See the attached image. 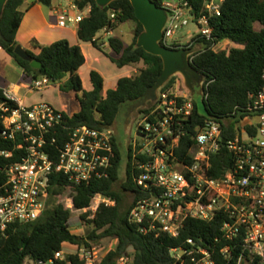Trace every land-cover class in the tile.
<instances>
[{
	"label": "built area",
	"instance_id": "built-area-1",
	"mask_svg": "<svg viewBox=\"0 0 264 264\" xmlns=\"http://www.w3.org/2000/svg\"><path fill=\"white\" fill-rule=\"evenodd\" d=\"M76 1L60 0L62 4L56 8L60 28L79 24L90 14V9L81 10ZM224 2L208 0L204 13L197 17L179 0L167 1L161 7L168 13L162 45L189 52L192 63L205 49L198 40L214 41L211 20L220 16ZM111 16L114 20L115 15ZM191 23L198 29L190 42L182 43L175 38L176 28L189 27ZM211 49L221 52L231 48L223 40L214 43ZM49 85L48 78L34 82L38 90ZM208 85H202L205 98ZM4 95L15 101L7 92ZM250 98L248 113L237 122L233 138L225 139V128L235 117L224 124L207 121L196 128L186 161L177 152L193 114V95L179 89L176 80L173 87L164 86L159 91L155 103L150 102L142 109L137 125L139 139L129 146L136 171L134 181L141 192L129 221L142 233L177 238L187 219L211 222L224 217L221 232L229 245L220 254L231 259L237 250V264H254L256 259L264 264V86ZM17 104V108L0 104L3 136L8 141L19 140L25 150L20 161L4 167L7 181L0 185V238L8 237L17 225H29L42 216L54 176H63L68 182L69 186L63 189L67 196L59 203L75 210L79 225L93 219L102 205L114 206V200L95 194L88 208L76 210L72 188L109 178L118 140L114 128L70 126L65 112L51 104L33 107ZM224 148L233 154V160L222 176L213 177V157ZM0 155L8 157L10 153L0 151ZM217 242L211 245L203 239L198 242L191 238L187 249L173 252L178 259L186 255L192 264H216L213 255ZM111 249L70 244L57 251L51 260L27 259L25 264H73L72 255L83 264H99ZM132 261V256H125L116 264Z\"/></svg>",
	"mask_w": 264,
	"mask_h": 264
},
{
	"label": "trees",
	"instance_id": "trees-1",
	"mask_svg": "<svg viewBox=\"0 0 264 264\" xmlns=\"http://www.w3.org/2000/svg\"><path fill=\"white\" fill-rule=\"evenodd\" d=\"M38 1L44 6H52L55 0ZM154 1L162 7L169 0ZM179 1L190 7L193 14L199 17L204 13L208 0ZM24 2L25 0H8L0 20V48L10 55L33 83L48 78L50 84H60L63 91L82 93L78 96L80 112L73 116L65 113L70 126L114 127L124 107L145 98L163 74V60L137 46L138 38L144 29L135 16L130 0L114 1L106 7H100L95 0H77L81 10L90 9L87 18L78 24L77 34L83 43H91L103 50V43L97 37L101 31L113 32L124 23H135L131 45H126L121 38L113 36L109 38V46L115 55L110 57L112 62L119 68L139 66L137 74L119 78L117 86L108 90L104 96V77L99 71L93 70L90 72L93 89L87 91L79 72L86 64V58L81 46L72 45L67 39L57 40L46 46L33 41L32 46L38 49L39 53L35 54L31 50L27 52L42 64L41 69H34L30 61L15 53L16 47L20 45L17 35L24 20V12L21 11ZM111 15H115L114 20ZM211 25L214 29V41L198 40L205 49L192 61V67L203 76L205 85H209L205 88L208 97H204L202 101L204 112L194 100L193 114L182 136L177 154L184 161L188 149L192 146L196 128L203 126L207 121L214 120L224 124L235 117L236 120L225 128V139L233 138L236 135L237 122L248 113L246 109L251 102L250 96L256 95L264 86V0H225L220 16L212 18ZM223 40L232 42L235 47L221 52L211 49L214 43ZM175 82L176 76L168 81L165 88L173 87ZM3 91L0 89V104L5 103L17 108V102L8 100ZM2 115L0 110V151H6L10 155H0V185L7 181L4 167L20 161L25 154L19 140L8 141L3 136ZM119 144L117 140L116 157L114 166L109 171V178L94 180L89 185L72 187L76 210L88 208L95 194L116 202L114 206L102 205L94 218L87 221L91 228L87 235L79 236L71 231L70 218L73 211L58 201L63 189L69 184L63 176H54L47 209L42 216L29 225H17L8 237L0 238V264H25L27 259L47 261L53 259L55 253L66 245L98 247L105 241L113 240L117 242L116 246L99 264H116L118 259L125 256L133 257L131 264H192L186 255L178 259V255L173 252L187 249L188 240L191 238L198 242L203 239L206 244L211 245L218 240L213 255L216 264H237V250L231 259H226L220 254V250L229 245L221 232L224 217L211 222L187 219L177 238L168 234L159 237L154 234L145 235L136 224L129 221L133 205L141 192L134 181L136 171L131 147L128 150L125 179L121 186L117 187L124 161V152ZM232 160L233 154L226 148L222 149L213 157L212 176H222L223 170ZM126 194L133 196V203L129 208H125ZM86 216L84 215V218ZM70 258L73 264H83V261L73 255ZM254 264L261 262L256 259Z\"/></svg>",
	"mask_w": 264,
	"mask_h": 264
},
{
	"label": "rangeland",
	"instance_id": "rangeland-1",
	"mask_svg": "<svg viewBox=\"0 0 264 264\" xmlns=\"http://www.w3.org/2000/svg\"><path fill=\"white\" fill-rule=\"evenodd\" d=\"M71 25V24H70ZM136 24L133 22H127L119 26L115 31L114 36L121 38L126 45H131L134 40ZM197 26L194 23H191L189 27L176 28L177 32L175 38L181 41L182 43H187L192 40L194 33L197 31ZM82 43V41H81ZM232 43V42H231ZM82 51L86 58V64L80 69L81 77L84 81L85 89L91 91L93 89L90 72L93 70H98L105 78V89L103 90V95L106 96L108 90L114 88L118 82V79L127 74L135 75L139 72V66H125L124 68H119L115 63L112 62L110 57L115 56L112 51H110V46L108 51L106 49L100 50L91 43H82ZM230 47H235L232 43ZM198 50L200 48H197ZM137 71V72H136ZM176 76V75H174ZM173 76V77H174ZM69 77H67L68 79ZM177 84L179 89L187 90L184 84V79L182 75L176 76ZM52 86L49 89H45L42 92L36 93L35 100L37 101H46L56 108V110H64L69 116H73L75 113L80 112V102L78 96H81L82 93H77L76 91L66 92L61 89L60 84H51ZM195 101L198 103L199 108L202 112L203 110V98L202 89L198 87L195 88L193 93ZM134 105H126L124 110L121 111L118 119L114 124V130L124 152V161L122 167L120 168V181L117 185L119 188L122 181L125 179V171L128 163V150L129 146L139 139L137 134V125L141 121V110H137L133 107ZM62 111V112H64ZM66 191H63L58 201H63L66 198ZM133 203L132 194L125 195V208H129ZM77 213L75 210L71 215L70 228L75 235L86 236L88 231L91 229L88 223L84 225L78 224ZM116 241L112 242H103L98 245V247L109 246L112 249L116 246ZM104 245V246H103Z\"/></svg>",
	"mask_w": 264,
	"mask_h": 264
},
{
	"label": "crops",
	"instance_id": "crops-1",
	"mask_svg": "<svg viewBox=\"0 0 264 264\" xmlns=\"http://www.w3.org/2000/svg\"><path fill=\"white\" fill-rule=\"evenodd\" d=\"M59 4H62L60 0H55L52 6H44L38 0H25L21 7V11L24 12V20L21 23L17 35V41L20 46L38 54L39 50L32 46L33 41H36L42 46H46L57 40L67 39L72 45H80L82 49L83 42L81 43L77 34L78 24H71L66 28L59 27V16L56 10ZM114 33L115 31L107 32L103 30L97 36L107 51L109 49V38L113 37ZM225 44L228 48H233L230 47L232 44L230 41H225ZM127 75L131 76L129 74ZM51 86L50 84L42 90L36 89L32 80L25 76L21 67L15 63L7 52L0 48V89L7 92L13 100L19 104L32 107L42 103H48L42 100H35V95L38 92L49 89Z\"/></svg>",
	"mask_w": 264,
	"mask_h": 264
},
{
	"label": "water",
	"instance_id": "water-1",
	"mask_svg": "<svg viewBox=\"0 0 264 264\" xmlns=\"http://www.w3.org/2000/svg\"><path fill=\"white\" fill-rule=\"evenodd\" d=\"M100 7L109 6L114 1L119 0H95ZM135 11V16L143 25V32L140 34L137 46L144 48L146 52L158 56L163 60L164 72L158 79L153 89L149 90L142 100L134 104L137 110L146 109L149 103H155L159 91L168 83L174 75H182L186 89L193 95L195 86L193 78L198 80V86L203 90L204 78L192 67L189 59V52L165 47L161 41L163 30L168 21V13L163 8L156 5L154 0H130ZM8 0H0V20L5 10ZM15 53L22 59L30 61L34 69H41L42 64L34 60L26 49L18 45Z\"/></svg>",
	"mask_w": 264,
	"mask_h": 264
},
{
	"label": "flooded vegetation",
	"instance_id": "flooded-vegetation-1",
	"mask_svg": "<svg viewBox=\"0 0 264 264\" xmlns=\"http://www.w3.org/2000/svg\"><path fill=\"white\" fill-rule=\"evenodd\" d=\"M193 83H194L195 88L198 87V80L196 77L193 78ZM134 104H131V105H134Z\"/></svg>",
	"mask_w": 264,
	"mask_h": 264
}]
</instances>
